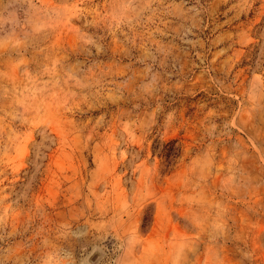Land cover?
<instances>
[{
  "label": "rangeland",
  "instance_id": "rangeland-1",
  "mask_svg": "<svg viewBox=\"0 0 264 264\" xmlns=\"http://www.w3.org/2000/svg\"><path fill=\"white\" fill-rule=\"evenodd\" d=\"M0 264H264V0H0Z\"/></svg>",
  "mask_w": 264,
  "mask_h": 264
}]
</instances>
